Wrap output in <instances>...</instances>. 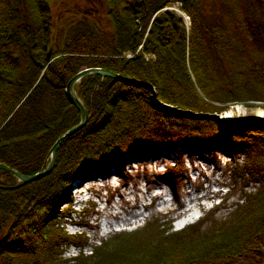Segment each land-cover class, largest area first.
I'll return each mask as SVG.
<instances>
[{
	"label": "trees",
	"instance_id": "trees-1",
	"mask_svg": "<svg viewBox=\"0 0 264 264\" xmlns=\"http://www.w3.org/2000/svg\"><path fill=\"white\" fill-rule=\"evenodd\" d=\"M50 2L0 0V162L25 174L43 167L56 138L80 120L65 87L84 66L131 81L83 75L77 94L87 120L60 141L51 170L25 182L0 168V264H17L23 252L30 264H69L61 242L86 241L57 225L73 174L122 165L133 152L216 145L246 152L239 173L258 181L224 220L173 230L154 216L74 264H229L247 248L261 251L264 122L218 115L232 101L264 100V0H108L109 29L79 17L60 29L61 43ZM172 4L188 25L163 9Z\"/></svg>",
	"mask_w": 264,
	"mask_h": 264
},
{
	"label": "rangeland",
	"instance_id": "rangeland-1",
	"mask_svg": "<svg viewBox=\"0 0 264 264\" xmlns=\"http://www.w3.org/2000/svg\"><path fill=\"white\" fill-rule=\"evenodd\" d=\"M50 5L54 19L53 29L56 34H59L57 36L59 43L62 41L60 29L68 21L76 20L79 17L92 18L103 29L111 27L108 0H51ZM165 7L175 8L176 5L172 4ZM183 18L185 24L188 25V17L183 15ZM96 53L93 54L96 56ZM125 56H130V52L126 53ZM79 80L75 83L76 90ZM263 105L264 100L232 101L225 110L219 113L218 118L224 121L227 116L247 114L264 117ZM260 109L262 113L259 114ZM215 148V150H209V153H205V160L199 158L197 151H194L192 156L183 155L181 152H173L171 153L172 157L169 158L164 157V155L165 151L167 152L170 149L163 152L158 151V153L144 151V153H148V156L141 155L140 158L130 157L128 160L125 159L124 163L126 161L131 163L125 167L126 170L123 168L119 170V173L107 177H97L93 171H90L94 175L92 177L95 178H90L85 182L80 181L78 179L80 174L75 173L68 185L65 186V193L58 205V212L61 211L62 213L56 215L57 225L66 227L65 230L67 229L68 232L84 227L86 230L85 236L90 239V235L95 234L92 237L97 242L101 236H108V233L105 235L104 231L109 230L112 226L114 227L113 224L126 225L128 220L136 218L139 212L142 213L145 204L142 218L133 221L134 225H130L133 227L132 229L141 226L147 218L154 216L165 221L172 220L176 214L179 215V212L174 209L176 203L179 206L183 205L185 208L191 198V200L193 199L192 206L197 204L196 195L192 193V188H194L193 191L197 190L196 194L210 197L211 190L216 188L215 184L218 181L228 185V187L224 185L221 188H230L220 203H217L219 201L217 198L214 201H206V198L202 200L198 197L199 202H203L204 208L202 211L195 213V215L197 213L200 215V218L196 221L201 224L200 231L208 230L217 221L224 220L230 214L235 206L234 203L238 200L237 198L242 197L246 192L256 190L255 178L257 177L249 175V172L244 173V175L239 173V164L244 163L246 152L239 151L240 153L232 155L226 153L221 145H216ZM157 154H161L159 158H155ZM188 157L192 160L191 164ZM47 158L44 162L45 165L48 164L50 155ZM173 162H176V164H173ZM207 180H209V183ZM85 192L87 193L86 196ZM171 192L174 195L173 201L170 202L165 197ZM72 196L74 197L73 202ZM105 196H107L108 203L104 202ZM83 197L87 201L79 203ZM68 199L70 204L66 206ZM151 199L152 202L149 203ZM120 202H122V211L119 210ZM212 202L216 204L213 207H211ZM105 205L106 207H104ZM115 211H118L119 214H114ZM61 215L66 217L63 216L64 218L61 219ZM191 217L187 221L193 222ZM63 220L72 222H68V225H66ZM170 223V229H174L172 222ZM130 226L126 227L129 228ZM175 227L177 228L176 224ZM101 232L104 234H101ZM62 244H64V241L61 242L59 247H63ZM260 250L258 252L257 249L247 248L245 252L233 258V261L229 264H264V244L260 245ZM30 258L31 254L28 252L19 253L17 264H30Z\"/></svg>",
	"mask_w": 264,
	"mask_h": 264
},
{
	"label": "water",
	"instance_id": "water-1",
	"mask_svg": "<svg viewBox=\"0 0 264 264\" xmlns=\"http://www.w3.org/2000/svg\"><path fill=\"white\" fill-rule=\"evenodd\" d=\"M88 73H98L101 74L103 76H113V77H117L119 79L122 80H126V81H131L130 78L124 76L123 74H121L118 71L112 70L110 68H105L102 66H86L80 70H78L76 73H74L68 80L66 87H65V93L66 96L71 100V102H73L75 104V106L78 108L79 112H80V120L72 125L71 127H69L68 129H66L59 137L56 138V140L53 142V144L51 145L50 149H49V153L48 156L50 155V160L48 162L47 165H43V167L32 173V174H25L22 173L21 171L10 167L9 165L0 162V168L5 169L11 173H13L18 179L22 180V181H30L33 180L41 175H43L44 173L48 172L54 162V158H55V153H56V149L60 143V141L67 136L69 133L75 131L76 129L80 128L81 126L84 125V123L87 120L88 117V110L85 106V104L83 103V101L81 100V98L78 96L77 91L75 89V83L77 80H79L83 75H86ZM164 105V104H163ZM167 108L177 111V112H187L190 113L189 111H184V110H180L177 109L174 106L171 105H164ZM213 117V116H211ZM242 119H255V120H261L262 122H264V117L260 116V115H254V114H247V115H234V116H227L226 119H224V121L227 120H242Z\"/></svg>",
	"mask_w": 264,
	"mask_h": 264
},
{
	"label": "bare ground",
	"instance_id": "bare-ground-1",
	"mask_svg": "<svg viewBox=\"0 0 264 264\" xmlns=\"http://www.w3.org/2000/svg\"><path fill=\"white\" fill-rule=\"evenodd\" d=\"M226 113L228 114L229 112H226ZM260 113H262V110H261V109H260V111H259V114H260ZM138 157H139V156H138ZM94 172H96V171H94ZM106 173H108V171H103V172H102V174H106ZM166 194H167V193H166ZM169 196H170V195L168 194V195H166V197H165V196H164V197H165V199H168ZM163 199H164V198H163ZM164 202H165V201H164Z\"/></svg>",
	"mask_w": 264,
	"mask_h": 264
}]
</instances>
